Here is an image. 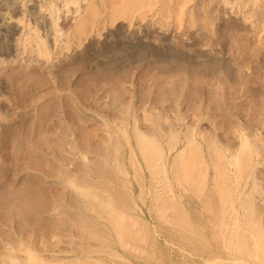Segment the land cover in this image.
<instances>
[{"label":"rangeland","instance_id":"374dc122","mask_svg":"<svg viewBox=\"0 0 264 264\" xmlns=\"http://www.w3.org/2000/svg\"><path fill=\"white\" fill-rule=\"evenodd\" d=\"M2 1L4 4L9 0ZM107 1L82 0L81 6H87L78 13H74L73 4L72 8H67L59 1L61 37H70L69 47L61 42L63 52L60 47L58 50L54 48L49 15L39 6L42 0L15 1L13 11L15 8L17 14H25L31 25L36 23L40 34L48 38L50 50H53L49 60L36 56L35 51L32 55L27 49L24 51L27 50L29 55L25 52L17 55L15 37L19 32L6 21H0V264L11 261V264H60L61 261L63 264H91L93 259L92 264H172L174 261V264H222L232 252L242 254L246 243L251 244L258 233L264 238V0H234L241 12L235 8L232 10L229 4L223 5L220 0H182L180 6L175 2L172 10L146 0L141 11L137 9L134 14L130 12L134 2L116 0L120 7L112 10L109 5L115 0ZM244 11H251L252 20H245ZM80 13L82 18L75 19ZM44 14L48 19L43 17ZM132 16L130 28L128 24ZM111 17H116L114 24H111ZM7 21L15 22L17 19L13 17ZM134 127L157 138L162 152L156 158L151 153L147 154L149 157L141 154ZM242 145L244 149H250L246 163L243 152L239 157L234 155ZM196 147L199 157L187 158ZM181 148L184 152L179 153ZM212 148L222 151V158L224 154L226 156L227 170L221 175L226 177L227 186L233 189L236 207L230 215L221 206L216 191L217 182L222 181L221 178L215 181L219 174L214 169ZM178 160L199 166L196 171L206 173L204 184L200 185L195 171L190 172L191 181L185 182L189 176L187 172L183 175L182 170L185 169L180 168ZM117 165L124 166V172ZM98 167L107 170L106 174L111 176L105 171L101 172L102 176L97 175ZM80 184L83 189L78 186ZM142 188L145 190L141 192ZM11 196H15V201L9 199ZM25 203L28 205L26 212L19 211L17 207ZM179 211L183 212L185 223L177 220ZM236 213L242 226L248 228L247 237L243 236L247 241L242 237V243L235 245L238 250L242 248L239 252L237 248L227 249L229 238L226 233ZM224 219L229 220L226 225L221 223ZM248 230L255 237H250ZM258 253L263 260L264 252Z\"/></svg>","mask_w":264,"mask_h":264},{"label":"bare ground","instance_id":"6f19581e","mask_svg":"<svg viewBox=\"0 0 264 264\" xmlns=\"http://www.w3.org/2000/svg\"><path fill=\"white\" fill-rule=\"evenodd\" d=\"M2 1V0H1ZM4 1H6V0H4ZM15 1L16 0H9L8 2H5L3 5L1 4V2H0V4H1V6H0V15H2V17H0V21H6L7 22V24L10 26V27H13V29L15 28V29H17L18 31H17V33L19 34H17L18 36L17 37H15V39H16V41L15 42H17L16 44H17V48H16V46H14L17 50H16V53H17V55L18 54H21V55H24V54H22V52H25V53H27V50H28V52L30 53V54H32V55H34L33 53H34V51H35V53L37 54L36 56H39V57H44L45 59H47V60H49L51 57H52V55H51V52H53V50L51 51L50 50V46H49V44H48V38L46 39L45 37H46V35L45 36H43L42 34H40V31H39V27H38V25L36 24V23H34V25H31V23L32 22H30L29 20H27L26 19V17H25V14H23V15H20V13L19 14H17L16 13V10H15V8H14V11H13V5H14V3H15ZM24 1H26V0H24ZM59 1H60V3L61 2H63L62 4L64 5V6H66L67 8H72V7H70L71 6V4H73L74 5V13L75 12H80L81 10H85V8H86V6H87V4H85V5H82L81 6V3H80V1H82V0H42V2L39 4V6H40V9L41 10H43L44 9V11L49 15V25H50V29L52 30V32H53V35H51L52 36V38H53V44H54V46H53V44H52V46L55 48V49H57L58 50V47H60L61 46V44H63L66 48L67 47H69V38L67 37V38H65V39H62V28H60L59 26V23H58V21H59V18H60V6H59ZM107 1V0H106ZM113 1V0H112ZM116 1V0H115ZM113 2V3H111L109 6H111L112 8V10H115V9H117V8H119L120 7V2L118 3L117 1L116 2ZM125 1H130V2H134V4L136 5H133V6H131V8H130V12H131V14H134V12L138 9V10H140L141 11V8L143 7V5L145 4V2H146V0H125ZM151 1V3H152V5H157V6H159V4L161 5V7H164V6H167V8L169 9V10H172V8L174 7V3L175 2H177V4H179L178 6H180L181 5V3H182V0H150ZM184 2H186L187 0H183ZM221 1V3L223 4V5H226V4H229L230 6H232V10H234V8L236 9V11L237 12H241V9H238L239 7H238V4H236L235 3V1L234 0H220ZM3 2V1H2ZM21 2V1H20ZM29 2V1H28ZM31 2V1H30ZM86 2H87V0H86ZM85 2V3H86ZM107 3H108V1H107ZM203 3V2H202ZM17 4V3H16ZM28 4V3H27ZM109 4V3H108ZM185 4V3H184ZM19 5V4H18ZM21 5H22V3H21ZM23 5H25V3L23 2ZM107 5V4H106ZM17 6V5H16ZM62 6V5H61ZM84 6V7H83ZM221 6V5H220ZM18 7V6H17ZM19 7H21L20 5H19ZM28 7V6H27ZM26 7V8H27ZM89 7V6H88ZM87 7V8H88ZM107 7V6H106ZM138 7V8H137ZM202 7V6H201ZM65 8V7H64ZM83 8V9H82ZM176 8V7H175ZM213 8V7H212ZM229 8V7H228ZM21 9V8H20ZM22 9H24V7L22 8ZM166 9V8H165ZM164 9V10H165ZM178 9H181V7H179ZM27 10V9H26ZM108 10V9H107ZM163 10V9H162ZM28 11V10H27ZM36 11V10H35ZM67 11V10H66ZM70 11H71V9H70ZM104 11V10H103ZM198 11V10H197ZM217 11V10H216ZM243 11V10H242ZM252 11V10H251ZM251 11H250V13H251ZM84 12V11H83ZM105 12V11H104ZM201 12V11H200ZM24 13V12H23ZM62 13V12H61ZM227 13V12H226ZM249 13V11H248V13L246 12V11H244V16H245V20L247 19V20H249L250 18H251V14ZM8 14H10V16H7ZM47 14H44V16L43 17H46V15ZM105 14V13H104ZM111 14H112V12H111ZM172 14V13H171ZM198 14H199V12H198ZM201 14V13H200ZM237 14V13H236ZM242 14V13H241ZM42 15H43V13H42ZM66 15V14H65ZM81 15H82V13H80V15L79 16H77L76 15V17H74L75 19L77 18V17H81ZM109 15V14H108ZM168 15V14H167ZM253 16H254V14H253ZM13 17H15L16 19H17V21H15V22H8L7 20L8 19H10V18H13ZM93 17V16H92ZM95 17V16H94ZM105 17V16H104ZM47 18V17H46ZM67 18V17H66ZM82 18V17H81ZM103 18V17H102ZM115 18V19H114ZM111 17V24H114L116 21V17ZM132 18L134 19V16H132V17H130V23L128 24L129 26H130V28H131V25H132V23H133V21H132ZM159 18V17H158ZM253 18V17H252ZM252 18H251V20H252ZM7 19V20H6ZM35 19V18H34ZM42 19V18H41ZM48 19V18H47ZM79 19V18H78ZM92 19V18H91ZM94 19V18H93ZM92 19V20H93ZM108 19V18H107ZM106 19V20H107ZM123 19V18H122ZM136 19V18H135ZM139 19V18H138ZM137 19V20H138ZM42 20H45V18L44 19H42ZM103 20V19H102ZM105 20V19H104ZM255 20V19H254ZM46 21H48V20H46ZM60 21H61V19H60ZM99 21H100V19H99ZM159 21H161L160 20V18H159ZM37 22V21H36ZM45 22V21H44ZM250 21H248V23H249ZM20 23V24H19ZM41 23V22H40ZM79 23V22H78ZM122 23V22H121ZM125 23V22H124ZM157 23V22H156ZM251 23V22H250ZM255 23V22H254ZM45 25H46V23H44ZM91 24V23H90ZM116 24H118V23H116ZM123 24V23H122ZM135 24V23H134ZM161 24V23H160ZM105 25V24H104ZM136 25V24H135ZM254 25V24H253ZM39 26H40V24H39ZM128 26V27H129ZM155 26V25H154ZM108 27V26H107ZM124 27V26H123ZM126 27V26H125ZM127 27V28H128ZM254 27V26H253ZM118 28V27H117ZM120 28V27H119ZM126 28V29H127ZM135 28H136V26H135ZM2 28H0V30H1ZM47 29V28H46ZM109 29V28H108ZM121 30V29H120ZM132 30V29H131ZM147 30V29H146ZM43 31V30H42ZM113 31H115V30H113ZM119 31V30H118ZM123 31V30H122ZM128 31V30H127ZM65 32V31H64ZM68 32V31H67ZM87 32V31H86ZM121 32V31H120ZM10 33H12V32H10ZM15 33H16V31L14 30V35H15ZM66 33V32H65ZM123 33V32H122ZM64 34V33H63ZM87 34V33H86ZM113 34V33H112ZM118 34H120V33H118ZM166 34V33H165ZM12 35V34H11ZM10 35V36H11ZM109 35V34H108ZM107 35V36H108ZM16 36V35H15ZM49 35H47V37H48ZM64 36V35H63ZM66 36H68V35H66ZM112 36V35H111ZM117 37H118V35H116ZM12 37V36H11ZM108 37H110V36H108ZM51 38V37H50ZM114 38V37H113ZM102 39V38H101ZM112 40V39H111ZM110 40V41H111ZM63 41V43H61ZM109 41V42H110ZM125 42V41H124ZM167 42V41H166ZM13 43H14V41H13ZM97 44V43H96ZM106 44V43H105ZM119 44V43H118ZM136 44V43H135ZM2 45V44H1ZM12 45V44H11ZM14 45V44H13ZM64 46H62V47H64ZM13 47V48H14ZM23 49H21V48ZM53 47L51 48V49H53ZM91 47H92V45H91ZM109 47V46H108ZM14 48V49H15ZM25 49H27L26 51H24ZM4 50V49H3ZM56 50V51H57ZM59 50L60 51H62L61 50V47L59 48ZM63 50H64V48H63ZM12 51H13V49H12ZM59 51V52H60ZM111 51H113V50H111ZM128 51V50H127ZM261 51V50H260ZM4 52V51H3ZM15 52V51H14ZM32 52V53H31ZM58 52V53H59ZM63 52V51H62ZM151 52V51H150ZM5 53V52H4ZM12 53L13 52H11V55H12ZM29 53H27L28 55H29ZM56 53V52H55ZM53 54V53H52ZM159 54V53H158ZM14 56H16L15 54H13ZM55 55V54H54ZM59 55V54H58ZM84 55V54H83ZM10 56V55H9ZM27 56V55H26ZM35 56V57H36ZM56 56H57V54H56ZM60 56V55H59ZM68 56V55H67ZM98 56V55H97ZM116 56V55H115ZM2 57V56H1ZM11 57V56H10ZM16 57H18V56H16ZM25 57V56H24ZM30 58H32L33 56H29ZM39 57L37 58V59H39ZM107 57V56H106ZM191 57V56H190ZM2 58H4V57H2ZM14 58V57H13ZM55 58V57H54ZM5 59V58H4ZM43 59V58H42ZM1 60V59H0ZM9 60V59H8ZM13 60V59H12ZM23 60V59H22ZM29 60V59H28ZM41 60V59H40ZM54 60V59H53ZM137 60V59H136ZM2 61V60H1ZM13 61H15V60H13ZM31 61V60H30ZM30 61H29V63H30ZM33 61V60H32ZM91 61V60H90ZM194 61V60H193ZM7 62V61H6ZM3 63V62H2ZM32 63V62H31ZM118 64V63H117ZM29 65V64H28ZM42 65V64H41ZM46 66V65H45ZM188 66H190V65H188ZM17 67V66H16ZM41 67V66H40ZM12 68V67H11ZM3 69V68H2ZM191 69H193V68H191ZM14 72V71H13ZM46 73V72H45ZM11 74V73H10ZM47 74V73H46ZM9 79H10V77H9ZM200 79V78H199ZM3 88V87H2ZM224 89V88H223ZM232 89H235V88H233V86H232ZM138 90V89H137ZM243 91V90H242ZM120 92V91H119ZM196 93V92H195ZM199 96V95H198ZM196 97V96H195ZM252 97V96H251ZM244 98V97H243ZM210 101V100H209ZM200 102V101H199ZM203 102V101H202ZM130 103V102H129ZM207 103V102H206ZM205 104V103H204ZM211 104H212V102H211ZM140 106V105H139ZM164 106V105H163ZM126 107V106H125ZM212 107V106H211ZM135 108H136V106H135ZM146 108V107H145ZM154 108V107H153ZM138 109H139V107H138ZM168 109V108H167ZM160 110V109H159ZM178 110V109H177ZM134 111V110H133ZM136 111V110H135ZM134 111V112H135ZM166 111V110H165ZM179 111V110H178ZM208 111V110H207ZM253 111V110H252ZM167 112V111H166ZM126 113H128V111H126ZM252 113V112H251ZM8 114V113H7ZM13 114V113H12ZM15 114H16V112H15ZM122 114V113H121ZM140 114V113H139ZM148 114V113H147ZM183 114V113H182ZM11 115V114H10ZM173 115V114H172ZM13 116V115H12ZM21 116V115H20ZM218 116V115H217ZM170 117V116H169ZM190 117V116H189ZM176 118V117H175ZM200 118V117H199ZM206 118V117H205ZM216 118V117H215ZM221 118V117H220ZM219 119V118H218ZM117 119H115V121H116ZM112 121H113V119H112ZM214 121V120H213ZM114 122V121H113ZM194 122V121H193ZM197 122V121H196ZM67 123V122H66ZM108 124V123H107ZM121 124V123H120ZM140 124V123H139ZM224 124V123H223ZM246 124V123H245ZM69 125V124H68ZM159 125V124H158ZM206 125V124H205ZM239 126V125H238ZM177 127V126H176ZM205 127V126H204ZM226 127H228V126H226ZM237 127V126H236ZM35 128V127H34ZM119 128V127H118ZM195 128V127H194ZM235 128V127H234ZM134 129V131H135V133H136V138H137V140H138V148H139V151H141V154L142 155H149L150 153H151V155L153 154V158H156V156L159 154V152L161 153L162 152V150L160 149V147H159V145H158V141H157V138L154 136V135H152V134H149V133H145V132H142L141 130H139L138 128H133ZM150 129V128H149ZM191 129V128H190ZM249 129V128H248ZM106 130V129H105ZM78 131V130H77ZM173 132V131H172ZM203 132V131H202ZM218 132V131H217ZM236 133H237V131H236ZM251 133V132H250ZM258 133V132H257ZM73 134H75V132H73ZM173 134V133H172ZM177 134H179V133H177ZM217 134V133H216ZM103 135V134H102ZM174 135V134H173ZM183 135H184V133H183ZM241 135V134H240ZM253 135V134H252ZM32 136V135H31ZM77 136V135H76ZM108 136V135H107ZM106 136V137H107ZM210 136V135H209ZM257 136V135H256ZM175 137V136H174ZM27 138V137H26ZM67 138V137H66ZM215 138V137H214ZM168 140V139H167ZM69 141V140H68ZM213 141V140H212ZM262 141V140H261ZM260 141V142H261ZM84 142V141H83ZM108 142V141H107ZM211 142V141H210ZM257 142H259V141H257ZM264 142V141H263ZM72 143V142H71ZM88 143V142H87ZM86 143V144H87ZM98 143V142H97ZM171 143V142H170ZM220 143V142H219ZM248 143V142H247ZM85 144V145H86ZM99 144V143H98ZM214 144H215V142H214ZM224 144V143H223ZM244 144V143H243ZM171 146V145H170ZM34 147V146H33ZM65 147V146H64ZM75 147V146H74ZM182 147V146H181ZM193 147H195V146H193ZM259 147V146H258ZM2 148V147H1ZM22 148V147H21ZM235 148V147H234ZM249 148V147H248ZM213 149V148H212ZM5 150H6V148H5ZM73 150H75V149H73ZM133 150V149H132ZM153 150V151H152ZM214 150V151H213ZM213 150H211V151H213L214 152V155H213V158H214V169H215V172L217 173V174H219V176H217L216 178H215V181L217 180V179H219V178H221V181H222V183L221 182H217L218 184H217V186H216V191H217V193L219 194L218 196H219V199H220V202H221V206L227 211L228 210V213H229V215L231 214V213H234V211H236L235 209H236V207H235V205H234V203H233V198H232V190H231V188H229L228 186H227V181L225 180V176H223V175H221V174H225L224 172L227 170V167H226V169H225V159H224V157L226 158V156H225V154H224V157L222 158V156H221V153H222V151H221V153L219 152L220 150H215V148L213 149ZM244 150V151H243ZM248 150H250V149H247V148H245L244 149V146L242 145L241 146V149L239 150V151H236L235 153H234V155H235V158L236 157H239L240 156V154L242 153L243 155H244V163H246L247 162V159H249L250 158V155H249V152H248ZM71 151V150H70ZM89 151V150H88ZM3 152V151H2ZM51 152V151H50ZM72 152V151H71ZM90 152V151H89ZM134 152H135V150H134ZM181 152H184V148H181V150H179V153H181ZM107 153V152H106ZM233 153V152H232ZM8 154V153H7ZM45 154V153H44ZM68 154H70V152L68 153ZM135 154V153H134ZM198 154H199V150H198V148L196 147L195 148V151H191L190 152V155L188 154V156H187V158L188 157H191L192 156V158H194L196 155L198 156ZM67 155V154H66ZM75 155V154H74ZM79 155V154H78ZM81 155V154H80ZM142 155H141V157H142ZM147 155V157H149ZM33 156V155H32ZM92 156V155H91ZM90 156V157H91ZM136 156V155H135ZM160 156V155H159ZM64 157V156H63ZM73 157V156H72ZM78 157V156H77ZM97 157V156H96ZM152 157V156H151ZM199 157V156H198ZM264 157V156H263ZM70 158V157H69ZM79 158V157H78ZM133 158V157H132ZM160 158H162V157H160ZM87 159V158H86ZM64 160L65 159H63V162H64ZM71 160V159H70ZM69 160V161H70ZM79 160V159H78ZM236 160H238V159H236ZM263 160V159H262ZM114 161V160H113ZM137 161V160H136ZM159 161V160H158ZM161 161V160H160ZM179 161V166H180V168L181 167H183L184 169H185V171L184 170H182V172H184V174L183 175H185V172H187L188 174V176H189V178H187L186 177V181L185 182H190L191 181V178H193L192 176H191V174H190V172H194L195 171V173H197L198 174V177H197V175L195 176V178L197 177L198 178V180H200L199 181V183H200V185H202V184H204V182L206 181L205 180V175H206V173L204 174V173H202V172H197L196 170L197 169H199L197 166H195V164H190L189 163V161H184V160H182V161H180V160H178ZM50 162H51V160H50ZM62 162V161H61ZM131 162V161H130ZM144 162H146V160L144 161ZM258 162V161H257ZM262 162H264V161H262ZM78 163V162H77ZM97 163V162H96ZM102 163V162H101ZM162 163H163V161H162ZM161 163V164H162ZM231 163V162H230ZM236 163H238V162H236ZM252 163V162H251ZM60 164V163H59ZM133 164H135L134 163V161H133ZM137 164H138V162H137ZM144 164H146V163H144ZM238 164H240V163H238ZM52 165V164H51ZM72 165V164H71ZM76 165V164H75ZM58 166V165H57ZM79 166H81V165H79ZM83 166V165H82ZM86 166V165H85ZM118 166V165H117ZM141 166V165H140ZM153 166V165H152ZM164 166V164L162 165V167ZM238 166V168H239V165H237ZM59 167H61V166H59ZM58 167V168H59ZM63 167V166H62ZM61 167V168H62ZM118 167H120V169H121V171L122 172H124V166H118ZM150 167H151V165H150ZM153 167H155V166H153ZM158 167H159V164H158ZM176 167H177V165H176ZM76 168V167H75ZM134 168V167H133ZM142 168V167H141ZM145 168V167H144ZM146 168H147V166H146ZM174 168V166L172 167V169ZM257 168V167H256ZM88 169V168H87ZM86 169V170H87ZM98 169H100V167H98ZM102 169V168H101ZM100 169V171L98 172V174L97 175H101V172L102 171H105L104 169L103 170H101ZM118 169V168H117ZM135 169V168H134ZM152 169V168H151ZM158 169V168H157ZM163 169H165V168H163ZM162 169V170H163ZM179 169V168H178ZM231 169V168H230ZM255 169V168H254ZM85 170V169H84ZM140 170V169H139ZM138 170V171H139ZM154 170V169H153ZM238 170V169H237ZM19 171V170H18ZM55 171V170H54ZM64 171V170H63ZM120 171V170H119ZM151 171V170H150ZM178 171V170H177ZM176 171V169H175V172H177ZM247 171V170H246ZM89 172V171H88ZM106 172H107V170L105 171V174H106ZM136 172V171H135ZM141 172H142V170H141ZM171 172V171H170ZM179 172V171H178ZM214 172V171H213ZM228 172V171H227ZM58 173H59V171H58ZM90 173V172H89ZM103 173V172H102ZM138 174H139V172H137ZM136 173V174H137ZM151 173V172H150ZM153 173V172H152ZM162 173V172H161ZM165 173V172H164ZM173 173V172H172ZM256 173V172H255ZM61 174V173H60ZM88 174V173H87ZM92 174V173H91ZM107 174H109V173H107ZM106 174V175H107ZM171 174V173H170ZM175 175L176 174H178V173H174ZM216 174V175H217ZM229 174V173H228ZM257 174V173H256ZM51 175V174H50ZM53 175V174H52ZM56 175V174H55ZM64 175V174H63ZM144 175V174H143ZM150 175V174H149ZM231 175V174H230ZM54 176V175H53ZM61 176V175H60ZM83 176V175H82ZM86 176V175H85ZM90 176V175H89ZM102 176V175H101ZM109 176H111L110 174H109ZM151 176V175H150ZM170 176V175H169ZM174 176V175H173ZM182 176V175H181ZM214 176H215V174H214ZM234 176H236V174L234 175ZM241 176V175H240ZM256 176V175H255ZM141 177V176H140ZM158 177V176H157ZM164 177V176H163ZM179 177H180V175H179ZM224 177V178H223ZM233 177V176H232ZM44 178V177H43ZM104 178V177H103ZM103 178H101L102 180H103ZM112 178V177H111ZM171 178V177H170ZM212 178V177H211ZM92 179V178H91ZM144 179V178H143ZM147 179V178H146ZM155 179V178H154ZM161 179V178H160ZM165 179V178H164ZM182 179V178H181ZM247 179V178H246ZM7 180V179H6ZM44 180V179H43ZM59 180V179H58ZM57 180V181H58ZM93 180V179H92ZM91 180V181H92ZM141 180V179H140ZM149 180V179H148ZM183 180V179H182ZM195 180H197V179H195ZM214 180V179H213ZM212 180V181H213ZM57 181H55V182H57ZM91 181H89V182H91ZM94 181V180H93ZM92 181V182H93ZM104 181V180H103ZM106 181V180H105ZM107 181H108V176H107ZM137 181V180H136ZM163 181V180H162ZM170 181V180H169ZM173 181H176V180H173ZM181 181V180H180ZM232 181V180H231ZM236 181V180H235ZM238 181V180H237ZM255 181V180H254ZM45 182V181H44ZM47 182V181H46ZM53 182V181H52ZM72 182V181H71ZM73 182H75V181H73ZM88 182V183H89ZM97 182V181H96ZM120 182V181H119ZM150 183H151V181H149ZM177 182V181H176ZM211 182V181H210ZM243 182V181H242ZM246 182V181H245ZM264 182V181H263ZM57 183H59V182H57ZM77 183V182H76ZM108 183H109V181H108ZM138 183V182H137ZM153 183H156V182H153ZM162 183V182H161ZM171 183V182H170ZM207 183V182H206ZM213 183V182H212ZM215 183V182H214ZM12 184V183H11ZM141 184V183H140ZM149 184V183H148ZM180 184V183H179ZM191 184V183H190ZM194 184H195V182H194ZM235 184V183H234ZM246 184V183H245ZM256 184V183H255ZM60 185V184H59ZM83 185V184H82ZM89 185H91V184H89ZM139 185V184H138ZM137 185V186H138ZM142 185V184H141ZM146 185V184H145ZM150 186L152 185V184H149ZM173 185V184H172ZM192 185V184H191ZM210 184H208V186H209ZM238 185V184H237ZM240 185V184H239ZM253 185V184H252ZM45 186V185H44ZM77 186V185H76ZM78 186H80L82 189H83V187L81 186V184L80 185H78ZM84 187H86V185H83ZM122 186V185H121ZM134 186V185H133ZM167 186V185H166ZM177 186V185H176ZM179 186V185H178ZM177 186V187H178ZM182 186V185H181ZM181 186H179V187H181ZM184 186H186V185H184ZM199 186V185H198ZM206 186V185H205ZM244 186V185H243ZM118 187V186H117ZM151 187H153V186H151ZM168 187V186H167ZM166 187V188H167ZM234 187H236L235 185H234ZM245 187H246V185H245ZM258 187V186H257ZM64 188H66L65 187V185H64ZM77 188V187H76ZM75 188V189H76ZM79 188V187H78ZM87 188V187H86ZM130 188H132V187H130ZM134 188V187H133ZM161 188V187H160ZM233 188V187H232ZM239 188V187H238ZM244 187H242V189H243ZM250 188H252V186L250 187ZM43 189V188H42ZM85 189V188H84ZM143 189L144 188H142V190H141V192L143 191ZM154 189V188H153ZM156 189V188H155ZM158 189V188H157ZM164 189H165V186H164ZM182 189V188H181ZM237 189V188H236ZM77 190V189H76ZM79 190V189H78ZM89 190V189H88ZM116 190V189H115ZM134 190H135V188H134ZM145 190V189H144ZM167 190H168V188H167ZM188 190H189V188H188ZM191 190V189H190ZM189 190V191H190ZM196 190H197V187H196ZM201 190V189H200ZM206 190V189H205ZM82 191V190H81ZM90 191V190H89ZM130 191V190H129ZM152 191H154V190H152ZM171 191V190H170ZM203 191V190H202ZM243 190H241V192H242ZM249 191H251V190H249ZM253 191V190H252ZM255 191V190H254ZM259 191V190H258ZM27 192V191H26ZM93 192V191H92ZM95 192V191H94ZM161 192H165V191H161ZM160 192V193H161ZM177 192H178V190H177ZM212 192V191H211ZM234 192V191H233ZM19 193V192H18ZM38 193V192H37ZM44 193V192H43ZM46 193V192H45ZM60 193H61V191H60ZM63 193V192H62ZM67 193V192H66ZM98 193V192H97ZM185 193V192H184ZM213 193V192H212ZM211 193V194H212ZM239 193V192H238ZM253 193V192H252ZM58 194V193H57ZM81 194V193H80ZM92 194V193H91ZM101 194V193H100ZM135 194V193H134ZM183 194V193H182ZM198 193L196 192V195H197ZM216 194V193H215ZM2 195H3V197H5L6 196V193L5 192H3L2 193ZM39 195V194H38ZM52 195V194H51ZM83 195H85V194H83ZM96 195V194H95ZM94 195V196H95ZM98 195V194H97ZM106 195V194H105ZM138 195V194H137ZM141 195V194H140ZM170 195V194H169ZM168 195V196H169ZM199 195V194H198ZM203 195V194H202ZM240 195H241V193H240ZM244 195H246V194H244ZM21 196V195H20ZM65 196H67V195H65ZM70 196V195H69ZM68 196V197H69ZM87 196H88V194H87ZM91 196V195H90ZM94 196H91V197H94ZM109 196V195H108ZM166 196V195H165ZM164 196V197H165ZM172 196V195H171ZM177 196V195H176ZM182 196V195H181ZM185 196V195H184ZM193 196V195H192ZM50 197V196H49ZM81 197V196H80ZM99 197V196H98ZM106 197V196H105ZM139 197V196H138ZM137 197V198H138ZM143 197V196H142ZM141 197V198H142ZM155 197V196H154ZM173 197H174V194H173ZM187 197V196H186ZM185 197V198H186ZM245 197V196H244ZM9 198V197H8ZM25 198V197H24ZM47 198V197H46ZM55 198V197H54ZM81 198H83V197H81ZM100 198V197H99ZM98 198V199H99ZM101 198H102V195H101ZM110 198V197H109ZM165 198H167V197H165ZM171 198V197H170ZM181 198V197H180ZM216 198V197H215ZM239 198V197H238ZM241 198V197H240ZM7 199V198H6ZM11 201H15V196H11V198H9ZM23 199V198H22ZM52 199V198H51ZM89 199V198H88ZM97 199V198H96ZM104 199V198H103ZM147 199V198H146ZM157 199V198H156ZM162 199V198H161ZM173 199V198H172ZM183 199V198H182ZM187 199V198H186ZM190 199V198H189ZM197 199V198H196ZM200 199V198H199ZM206 199V198H205ZM237 199V198H236ZM243 199V198H242ZM249 199V198H248ZM251 199V198H250ZM249 199V200H250ZM17 200V199H16ZM26 200H28V199H26ZM106 200V199H105ZM166 200V199H165ZM164 200V201H165ZM179 200V199H178ZM178 200H176V203H177V201ZM244 200V199H243ZM39 201V200H38ZM84 201H85V199H84ZM90 201H91V199H90ZM89 201V202H90ZM98 201V200H97ZM108 201H110V200H108ZM172 201H174V199L172 200ZM251 201H252V199H251ZM256 201V200H255ZM88 202V203H89ZM93 202V201H92ZM157 202V201H156ZM185 203H186V201H184ZM191 202V201H190ZM194 202V201H193ZM244 202V201H243ZM254 202V201H253ZM29 203V202H28ZM48 203V202H47ZM66 203V202H65ZM85 203V202H84ZM94 203H96V202H94ZM114 203V202H113ZM145 203V202H144ZM146 203H147V201H146ZM184 203V204H185ZM188 203V202H187ZM195 203H197V202H195ZM202 203V202H201ZM205 203V202H204ZM252 203V202H251ZM21 204V203H20ZM26 204V203H25ZM30 204V203H29ZM106 204V203H105ZM108 204H110V203H108ZM167 204V203H166ZM166 204H164L165 206H166ZM203 204V203H202ZM213 204V203H212ZM217 204V203H216ZM243 204V203H242ZM27 205V204H26ZM26 205H20V207L18 206L17 208H18V210L20 211L21 210V212H26V210L28 209L27 207H28V205L26 206ZM46 205V204H45ZM86 205V204H85ZM89 205V204H88ZM91 205V204H90ZM97 205V204H96ZM111 205H113L112 203H111ZM159 205V204H158ZM189 205V204H188ZM199 205V204H198ZM239 205V204H238ZM252 205V204H251ZM78 206V205H77ZM84 206V205H83ZM98 206V205H97ZM102 206V205H101ZM118 206V205H117ZM119 206H120V204H119ZM124 206V205H123ZM155 206V205H154ZM159 206H161V205H159ZM164 206V207H165ZM190 206V205H189ZM196 206V205H195ZM216 206V205H215ZM244 206V205H243ZM243 206L241 207L242 209H243ZM250 206V205H249ZM30 207V206H29ZM69 207H70V205H69ZM140 207H141V205H140ZM164 207H162L163 209H164ZM166 207H168V204H167V206ZM176 207H178V205H176ZM188 207V206H187ZM240 207V206H239ZM256 207H257V205H256ZM61 208V207H60ZM86 208V207H85ZM108 208H110V207H108ZM134 208V207H133ZM152 208V207H151ZM161 208V209H162ZM185 208V207H184ZM82 209V208H81ZM91 209V208H90ZM93 209V208H92ZM101 209V208H100ZM99 209V210H100ZM103 209H104V207H103ZM117 209H119V207L117 208ZM122 209V208H121ZM155 209V208H154ZM179 209V208H178ZM177 208H176V210H178ZM187 209V208H186ZM202 209V208H201ZM217 209H218V207H217ZM245 209V208H244ZM243 209V210H244ZM33 210V209H32ZM50 210V209H49ZM58 210V209H57ZM99 210H98V213H99ZM102 210V209H101ZM143 210V209H142ZM175 210V209H174ZM183 210V209H182ZM189 210V209H188ZM205 210V209H204ZM219 210V209H218ZM249 210V209H248ZM253 210V209H252ZM52 211H53V209H52ZM85 211V210H84ZM103 211V210H102ZM112 211V213H114L113 211H114V209H112L111 210ZM123 211V210H122ZM126 211V210H125ZM127 211H128V209H127ZM134 211V210H133ZM141 211V210H140ZM152 211V210H151ZM154 211H156V210H154ZM170 211H173V210H169L168 212H170ZM215 211V210H214ZM246 211V210H245ZM49 212V211H48ZM89 212H91V211H89ZM119 212V211H118ZM190 212V211H189ZM194 213H195V211H193ZM205 212V211H204ZM216 212V211H215ZM219 212V211H218ZM238 212V211H237ZM253 212V211H252ZM257 212V211H256ZM76 213V212H75ZM111 212H110V214H112ZM144 213V212H143ZM142 213V214H143ZM156 213H158L157 211H156ZM161 213H162V211H161ZM173 213V212H172ZM202 213H203V211H202ZM208 213V212H207ZM239 213V212H238ZM242 213V212H241ZM260 213H263V211L262 212H260ZM71 214V213H70ZM73 214V213H72ZM82 214V213H81ZM85 214H87L86 212H85ZM101 214V213H100ZM109 214V215H110ZM116 214H118V213H116ZM123 214V213H122ZM121 214V215H122ZM128 214H130V213H128ZM196 214H197V212H196ZM237 214V213H236ZM235 214V215H236ZM243 214V213H242ZM258 214V213H257ZM103 215H105V214H103ZM121 215H119V216H121ZM135 215H138V214H135ZM140 215V214H139ZM162 215V214H161ZM163 215H164V213H163ZM189 215V214H188ZM213 215H214V213H213ZM217 215V214H216ZM233 215V214H232ZM246 215H248V214H246ZM53 216V215H52ZM70 216V215H69ZM111 216V215H110ZM113 216V215H112ZM125 216V215H124ZM124 216H122V217H124ZM129 216V215H128ZM158 216V215H157ZM156 216V217H157ZM170 216V215H169ZM218 216V215H217ZM261 216H262V214H261ZM84 217H86V216H84ZM97 217V216H96ZM95 217V218H96ZM107 218L109 217V216H106ZM122 217H120V218H122ZM166 217V216H165ZM168 217V216H167ZM176 217V216H175ZM187 217V216H186ZM202 217V216H201ZM211 217H215V216H211ZM259 217V216H258ZM50 218V217H49ZM52 218V217H51ZM93 218V217H92ZM110 218V217H109ZM114 218V217H113ZM126 218V217H125ZM124 218V219H125ZM133 218V217H132ZM132 218H131V221L133 222V220H132ZM158 218H159V216H158ZM157 218V219H158ZM162 218H164V217H162ZM173 219H174V217H172ZM195 218V217H194ZM245 218H247V217H245ZM83 219V218H82ZM97 219V218H96ZM95 219V220H96ZM103 219H104V217H103ZM117 219V218H116ZM127 219V218H126ZM137 219V218H136ZM142 219V218H141ZM167 219V218H166ZM165 219V220H166ZM169 219V218H168ZM176 219V218H175ZM180 220L181 222H186L187 220L185 219V217H184V215H183V212H181V211H179L178 213H177V220ZM196 219V218H195ZM199 219H200V217H199ZM214 219V218H213ZM212 219V220H213ZM216 219H217V217H216ZM17 220V219H16ZM25 220V219H24ZM64 220V219H63ZM85 220H87V219H85ZM84 220V221H85ZM94 220V219H93ZM99 220V219H98ZM106 220V219H105ZM112 220V219H111ZM134 220H135V218H134ZM164 219H163V221H165ZM176 220V221H177ZM193 220V219H192ZM239 220H241L240 218H239V216H238V214H237V216H234V218L232 219L231 218V225L228 227V232L226 233V235L228 236V240H229V245H228V247H227V249H231V251H232V249H236L237 248V251L239 252V250L241 251V249L242 248H240L239 250H238V248L239 247H237V246H235L236 244H238L239 242H240V244L242 243V237L243 236H245V237H247L246 235H247V227H243L242 226V223H241V221H239ZM250 220H251V218H250ZM89 221V220H88ZM101 221V220H100ZM113 221H115V220H113ZM126 221V220H125ZM152 221V220H151ZM214 221V220H213ZM227 221H229L228 219H224L223 220V222H222V220H221V223L222 224H225L226 225V223H228ZM258 221V220H257ZM261 221V220H260ZM260 221H258V222H260ZM14 222V221H13ZM25 222V221H24ZM94 222V221H93ZM103 222H104V220H103ZM108 222H110V221H108ZM124 221H122V223H123ZM135 222V221H134ZM137 222H138V220H137ZM136 222V223H137ZM172 222V221H171ZM174 222V221H173ZM172 222V223H173ZM198 222V221H197ZM205 222V221H204ZM203 222V223H204ZM208 222V221H207ZM207 222H206V224H207ZM246 222H248V221H246L245 220V223ZM15 223V222H14ZM19 223V222H18ZM58 223V222H57ZM100 223V222H99ZM201 223H202V221H201ZM215 223H216V220H215ZM241 223V224H240ZM244 223V222H243ZM262 223V222H261ZM25 224V223H24ZM51 224H52V222H51ZM83 224V223H82ZM81 224V225H82ZM105 224V223H104ZM128 224V223H127ZM130 224V223H129ZM128 224V225H129ZM132 224H134V223H132ZM165 224V223H164ZM167 224V223H166ZM165 224V225H166ZM199 224V223H198ZM251 224H252V222H251ZM255 224V223H254ZM263 224V223H262ZM261 224V225H262ZM5 225V224H4ZM80 225V224H79ZM107 225V224H106ZM123 225H125V224H123ZM136 225V224H135ZM168 225V224H167ZM169 225H171V224H169ZM260 225V226H261ZM26 226H28V225H26ZM58 226H60V224L58 225ZM77 226V225H76ZM75 226V227H76ZM83 226H84V224H83ZM131 226V225H130ZM173 226H175V225H173ZM200 226V225H199ZM205 226V225H204ZM213 226H214V223H213ZM63 227V226H62ZM78 227V226H77ZM89 227V226H88ZM110 226H108V228H109ZM115 227V226H114ZM125 227V226H124ZM138 227V226H137ZM226 227V226H225ZM2 228V227H1ZM5 228V227H4ZM36 228V227H35ZM81 229V227H78V229ZM85 228H87V227H85ZM96 228V227H95ZM111 228V227H110ZM163 228V227H162ZM169 228V227H168ZM178 229H179V227H177ZM183 228V227H182ZM201 228V227H200ZM207 228V227H206ZM250 228V227H249ZM263 228V227H262ZM66 229V228H65ZM91 229H92V227H91ZM97 229V228H96ZM100 229V228H99ZM184 229V228H183ZM205 229V228H204ZM203 229V230H204ZM213 229V228H212ZM225 229V228H224ZM252 229V228H251ZM17 230V229H16ZM93 230V229H92ZM125 230V229H124ZM159 230V229H158ZM172 230H173V228H172ZM175 230V229H174ZM12 231V230H11ZM45 231V230H44ZM51 231V230H50ZM89 231V230H88ZM93 231H95V230H93ZM99 231H101V230H99ZM109 231V230H108ZM129 231H130V229H129ZM185 231V230H184ZM193 231V230H192ZM214 231V230H213ZM22 232V231H21ZM39 232V231H38ZM38 232H36V233H38ZM47 232V231H46ZM53 232H55V231H53ZM78 232V231H77ZM80 232V231H79ZM102 232H104V230L102 231ZM141 232V231H140ZM181 232V231H180ZM190 232V231H189ZM261 232V231H260ZM11 233V232H10ZM13 233V232H12ZM34 233H35V231H34ZM41 233V232H40ZM101 233V232H100ZM152 233V232H151ZM158 233V232H157ZM156 233V234H157ZM224 233V232H223ZM248 233H250V237H253L255 234H252L251 232H250V230H248ZM19 234V233H18ZM42 234V233H41ZM62 234V233H61ZM86 234V233H85ZM102 234V233H101ZM131 234V233H130ZM159 234V233H158ZM161 234V233H160ZM35 235V234H34ZM33 235V236H34ZM107 235H108V233H107ZM181 235V234H180ZM182 235H183V233H182ZM181 235V236H182ZM184 235H186L185 233H184ZM215 235V234H214ZM224 235V234H223ZM253 235V236H252ZM38 236V235H37ZM55 236V235H54ZM69 236V235H68ZM90 236V235H89ZM99 236H101V235H99ZM158 236H160V235H158ZM157 236V237H158ZM173 236V235H172ZM191 236V235H190ZM220 236V235H219ZM10 237V236H9ZM32 237V236H31ZM45 237V236H44ZM60 237V236H59ZM62 237V236H61ZM90 237H92V236H90ZM106 237V236H105ZM211 237V236H210ZM255 237V236H254ZM48 238V237H47ZM74 238V237H73ZM95 238H98V236H96ZM121 238V237H120ZM167 238V237H166ZM199 238V237H198ZM216 238V237H215ZM221 238L222 239H224V237H222L221 236ZM244 238V237H243ZM5 239V238H4ZM30 239V238H29ZM34 239V238H33ZM50 239V238H49ZM75 239V238H74ZM77 239V238H76ZM102 239V238H101ZM116 239V238H115ZM143 239H145L144 237H143ZM159 239V238H158ZM179 239H181V238H179ZM191 239V238H190ZM189 239V240H190ZM196 239V238H195ZM207 239H209V238H207ZM211 239V238H210ZM239 239V240H238ZM240 239H241V241H240ZM254 239V238H253ZM253 239H252V243L250 244V243H246V245H245V248H246V250H243L242 252L243 253H245L246 255H242V254H240V255H236L234 252H230L232 255H230V256H228V258H227V260H223L221 263L222 264H264V259L262 260V259H260V257H259V253L258 252H260V251H263L264 252V238H262V236H261V233L259 234L258 233V236L256 237V239H254L255 240V242L253 243ZM41 240H43V239H41ZM47 240V239H46ZM53 240V239H52ZM100 240V239H99ZM102 240H104V238L102 239ZM161 239H159V241H160ZM221 240V239H220ZM226 240V239H225ZM244 240L245 241H247L245 238H244ZM10 241H12V240H10ZM158 241V242H159ZM162 241V240H161ZM209 241V240H208ZM214 241H216V240H214ZM244 241V242H245ZM8 242V241H7ZM13 242V241H12ZM18 242V241H17ZM21 242V241H20ZM25 242V241H24ZM27 242V241H26ZM111 242V241H110ZM113 242V241H112ZM119 242V241H118ZM155 242H156V240H155ZM157 242V243H158ZM164 242V241H163ZM183 242H184V240H183ZM188 242V241H187ZM14 244H15V242H13ZM36 243V242H35ZM41 243V242H40ZM116 243V242H115ZM167 243H168V241H167ZM170 243V242H169ZM180 243V242H179ZM179 243H177V244H179ZM192 243V242H191ZM194 243V242H193ZM226 243V242H225ZM228 243V242H227ZM31 244V243H30ZM45 244V243H44ZM62 244V243H61ZM103 244V243H102ZM143 244V243H142ZM141 244V245H142ZM159 244H161V243H159ZM164 244V243H163ZM182 244V243H181ZM22 245H23V242H22V244H21V246L20 247H22ZM50 245V244H49ZM82 245V244H81ZM116 245V244H115ZM114 245V246H115ZM124 245V244H123ZM128 245V244H127ZM145 245V244H144ZM175 245V244H174ZM188 245H190V244H188ZM199 245V244H198ZM201 245V244H200ZM211 245V244H210ZM12 246V245H11ZM15 245H13L12 247H14ZM105 246V245H104ZM107 246V245H106ZM105 246V247H106ZM131 246H133V245H131ZM171 246V245H170ZM173 246V245H172ZM177 246V245H176ZM224 246V245H223ZM242 246V245H241ZM5 247H7V245L5 246ZM35 247V246H34ZM71 247V246H70ZM101 247H103V246H101ZM101 247H100V249H101ZM108 247V246H107ZM124 247H125V245H124ZM138 247V246H137ZM192 247V246H191ZM204 248H205V246H203ZM226 247V246H225ZM242 247H244V246H242ZM15 248H17V243H16V247ZM33 248V247H32ZM41 248V247H40ZM108 248H111V247H108ZM125 248H127V246L125 247ZM134 248V247H133ZM156 248V247H155ZM176 248V247H175ZM202 248V247H201ZM218 248H219V246H218ZM223 248V247H222ZM14 249V248H13ZM12 248H11V250L12 251H14ZM31 249V248H30ZM51 249V248H50ZM104 249V248H103ZM106 249V248H105ZM129 249H131V248H129ZM137 249V248H136ZM143 249H144V247H143ZM148 249V248H147ZM150 249V248H149ZM174 249V248H173ZM172 249V250H173ZM176 249H178V248H176ZM10 250V249H9ZM34 250V249H33ZM114 250V249H113ZM138 250H140L139 248H138ZM164 250V249H163ZM162 250V251H163ZM175 250V249H174ZM184 250V249H183ZM202 250V249H201ZM226 250V249H225ZM11 251V252H12ZM16 251V250H15ZM85 251H87V250H85ZM105 252V250H102V252ZM112 251V250H111ZM126 251V250H125ZM149 251V250H148ZM155 251H156V249H155ZM161 251V250H160ZM161 251V252H162ZM171 251V250H170ZM190 251V250H189ZM195 251V250H194ZM196 251H197V249H196ZM216 251V250H215ZM223 251H224V249H223ZM230 251V250H229ZM10 252V251H9ZM36 252V251H35ZM77 252V251H76ZM100 252H101V250H100ZM109 252H110V250H109ZM114 252V251H113ZM149 252H151V251H149ZM180 252H182L181 251V249H180ZM187 252V251H186ZM228 252V251H227ZM5 253V252H4ZM24 253V252H23ZM67 253V252H66ZM111 253V252H110ZM109 253V254H110ZM119 253V252H118ZM122 253V252H121ZM125 253V252H124ZM129 253V252H128ZM187 253H189V252H187ZM196 253V252H195ZM199 253H200V251H199ZM218 254H219V252H217ZM12 254V253H11ZM13 254H15V253H13ZM101 254V253H100ZM109 254H107V255H109ZM116 254V253H115ZM127 254V253H126ZM141 253H139V255H140ZM163 254V253H162ZM190 254V253H189ZM201 254H203V253H201ZM228 254H229V252H228ZM235 254V255H234ZM43 255V254H42ZM41 255V256H42ZM86 255H88V254H86ZM89 255H90V253H89ZM145 255V254H144ZM160 255H161V253H160ZM159 255V256H160ZM166 255V254H165ZM164 255V256H165ZM171 255V254H170ZM191 255V254H190ZM56 256H58V255H56ZM130 256V255H129ZM158 256V257H159ZM177 256V255H176ZM184 256V255H183ZM186 256V255H185ZM189 256V255H188ZM196 256V255H195ZM223 256V255H222ZM48 257V256H47ZM55 257V256H54ZM87 258L86 256H83L82 258ZM90 257V256H89ZM97 257H98V255H97ZM108 257H111V256H108ZM127 257V256H126ZM171 257V256H170ZM190 257V256H189ZM198 257V256H197ZM202 257V256H201ZM206 257V256H205ZM17 257H15L14 259H16ZM21 258V257H20ZM81 257H79V258H77V259H80ZM84 258V259H85ZM112 258H114L113 256H112ZM153 258V257H152ZM160 258V257H159ZM161 258H163V260H165V259H169L168 257L166 258L165 257V259H164V257H161ZM173 258V257H172ZM14 259H12V260H14ZM18 259V258H17ZM89 259H91V257L89 258ZM97 259V258H96ZM106 259V258H105ZM108 259V258H107ZM134 259V258H133ZM204 259V258H203ZM203 259H201V260H203ZM219 259H221V258H219ZM226 259V258H225ZM47 260V259H46ZM83 260V259H82ZM88 260V259H87ZM94 260V259H93ZM93 260H92V262H93ZM123 260H124V258H123ZM126 260V259H125ZM124 260V261H125ZM174 260V259H173ZM216 260V259H215ZM3 261V260H2ZM22 261V260H21ZM54 261V260H53ZM74 261V260H73ZM91 261V260H90ZM90 261H89V263H90ZM98 261H99V259H98ZM102 261V260H101ZM113 261V260H112ZM162 261V260H161ZM160 261V262H161ZM172 261V260H171ZM177 261V260H176ZM196 261V260H195ZM203 261H205V260H203ZM212 261H213V259H212ZM8 262V261H7ZM47 262V261H46ZM57 262V261H56ZM60 262V261H59ZM62 262H64V261H61V263ZM92 262H91V264H92ZM121 262V261H120ZM134 262V261H133ZM169 262V261H168ZM173 262V261H172ZM199 262V261H198ZM219 262V261H218ZM11 263H12V261H11ZM11 263H8V264H11ZM48 263H49V261H48ZM60 263V264H61ZM86 263H87V261H86ZM94 263V262H93ZM95 263H99V262H96L95 261ZM104 263V262H103ZM103 263H101V264H103ZM106 263H107V261H106ZM123 263V262H122ZM125 263V262H124ZM135 263V262H134ZM146 263V262H145ZM163 263V262H162ZM161 263V264H162ZM174 263H175V261H174ZM174 263H172V264H174ZM177 263V262H176ZM180 263V262H179ZM186 263V262H185ZM194 263V262H193ZM204 263V262H203ZM220 263V262H219ZM22 264V263H21ZM59 264V263H58ZM63 264V263H62ZM71 264H73V263H71ZM77 264V263H76ZM79 264V263H78ZM105 264V263H104ZM141 264V263H140ZM171 264V263H170ZM195 264V263H194ZM208 264H212V262L211 263H208Z\"/></svg>","mask_w":264,"mask_h":264}]
</instances>
